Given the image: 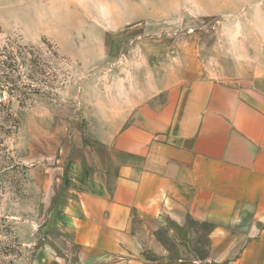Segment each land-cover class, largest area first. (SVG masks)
Instances as JSON below:
<instances>
[{"label":"crops","instance_id":"1","mask_svg":"<svg viewBox=\"0 0 264 264\" xmlns=\"http://www.w3.org/2000/svg\"><path fill=\"white\" fill-rule=\"evenodd\" d=\"M217 40L158 41L156 77L76 144L52 219L98 264H168L194 230L203 264H264V59Z\"/></svg>","mask_w":264,"mask_h":264},{"label":"rangeland","instance_id":"2","mask_svg":"<svg viewBox=\"0 0 264 264\" xmlns=\"http://www.w3.org/2000/svg\"><path fill=\"white\" fill-rule=\"evenodd\" d=\"M203 1L0 0V54L17 55L20 76L13 97L4 84L1 98L15 128L0 134V264H98L53 224L52 210L75 175L76 144L101 120L100 102L139 94L156 77L158 41L237 39L264 59V0H225L212 15L217 6ZM175 237L168 264H203L196 230Z\"/></svg>","mask_w":264,"mask_h":264},{"label":"trees","instance_id":"3","mask_svg":"<svg viewBox=\"0 0 264 264\" xmlns=\"http://www.w3.org/2000/svg\"><path fill=\"white\" fill-rule=\"evenodd\" d=\"M7 56L4 54H0V56H5L6 60H0V90L4 91V84L10 85L12 89H10V98L13 97L11 95L15 90V84L17 83V79H20V76H15L16 71L18 70V63L16 61L17 55L12 51L6 49L5 51ZM28 53H24V56H27ZM26 57L22 58V62L27 65ZM14 88V89H13ZM9 106L5 102L0 100V134L9 133L10 130H13L15 126H13V116L9 113ZM15 122V121H14ZM10 123H12L10 125Z\"/></svg>","mask_w":264,"mask_h":264},{"label":"water","instance_id":"4","mask_svg":"<svg viewBox=\"0 0 264 264\" xmlns=\"http://www.w3.org/2000/svg\"><path fill=\"white\" fill-rule=\"evenodd\" d=\"M1 98H2V91L0 90V100H1Z\"/></svg>","mask_w":264,"mask_h":264}]
</instances>
